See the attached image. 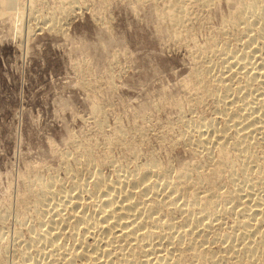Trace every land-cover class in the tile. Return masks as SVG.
Segmentation results:
<instances>
[{"label": "bare ground", "instance_id": "obj_1", "mask_svg": "<svg viewBox=\"0 0 264 264\" xmlns=\"http://www.w3.org/2000/svg\"><path fill=\"white\" fill-rule=\"evenodd\" d=\"M169 1L164 17L180 38L196 20L193 7L211 10L216 0ZM74 3L63 9L64 18ZM234 3L217 25L219 38L192 52L191 109L195 113L208 101L212 109L184 123L175 142L186 143L196 161L180 170L153 155L137 163L143 151L135 140L125 141L127 130L120 126L104 141L107 149L124 148L123 162L82 143L74 161L89 177L82 170L85 178L74 174L68 185L41 177L29 202L38 224L27 228L16 264H264V181L252 179H264V0ZM57 20L45 22L55 29ZM93 107L101 129L103 110ZM105 163L112 177L103 173Z\"/></svg>", "mask_w": 264, "mask_h": 264}, {"label": "rangeland", "instance_id": "obj_2", "mask_svg": "<svg viewBox=\"0 0 264 264\" xmlns=\"http://www.w3.org/2000/svg\"><path fill=\"white\" fill-rule=\"evenodd\" d=\"M69 1L75 7L65 19ZM166 1L0 0V248L5 247L0 262L16 264L23 241L38 224L29 202L43 177L64 185L74 174L89 177L74 161L82 143L123 162L124 148L107 149L104 141L120 126L127 130L125 141L135 140L143 151L137 163L153 155L180 170L198 158L186 143L175 142L198 111L208 116L212 109L208 100L207 107L191 109L193 55L219 38L218 26L236 0H216L212 11L193 7L196 20L180 38L164 17ZM51 14L58 18L55 29L46 23ZM189 30L194 34L187 35ZM95 103L104 113L101 129ZM101 166L106 176L114 175L109 164ZM253 176L257 185L264 181ZM21 211L32 218L20 222Z\"/></svg>", "mask_w": 264, "mask_h": 264}]
</instances>
